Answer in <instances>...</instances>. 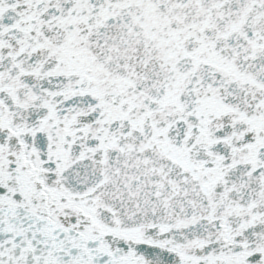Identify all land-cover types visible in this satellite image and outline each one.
I'll return each mask as SVG.
<instances>
[{
    "label": "snow or ice",
    "instance_id": "snow-or-ice-1",
    "mask_svg": "<svg viewBox=\"0 0 264 264\" xmlns=\"http://www.w3.org/2000/svg\"><path fill=\"white\" fill-rule=\"evenodd\" d=\"M0 264H264V0H0Z\"/></svg>",
    "mask_w": 264,
    "mask_h": 264
}]
</instances>
